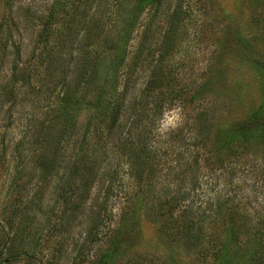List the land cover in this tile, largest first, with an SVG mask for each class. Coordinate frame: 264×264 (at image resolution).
<instances>
[{
    "label": "rangeland",
    "instance_id": "374dc122",
    "mask_svg": "<svg viewBox=\"0 0 264 264\" xmlns=\"http://www.w3.org/2000/svg\"><path fill=\"white\" fill-rule=\"evenodd\" d=\"M249 1L0 0L5 264H264Z\"/></svg>",
    "mask_w": 264,
    "mask_h": 264
},
{
    "label": "trees",
    "instance_id": "16d2710c",
    "mask_svg": "<svg viewBox=\"0 0 264 264\" xmlns=\"http://www.w3.org/2000/svg\"><path fill=\"white\" fill-rule=\"evenodd\" d=\"M161 0H137V2L141 5H146V4H149V5H155V4H158ZM252 2H256V0H252ZM249 1V6H254V3H252ZM119 5L122 7L121 3L119 2ZM177 10H175L174 12V17L176 18V16L178 15V13L176 12ZM251 13H254L251 11ZM173 21V20H172ZM170 32V31H169ZM62 96H64V94H62ZM66 98H61L59 99L60 102H63ZM264 128V126L262 127ZM261 130V129H260ZM236 132L238 131H241V135H244L246 136L247 134H245L244 130L242 128H236L235 129ZM97 227H98V223L97 225H92V226H89L86 230H87V233L85 234V236L82 238V241L83 243L85 244L86 240L88 239H93L95 237V231L97 230ZM15 233V232H13ZM12 233V234H13ZM96 234H97V231H96ZM264 238V237H263ZM1 253H4L5 255L3 257H1L0 259V264H5V262H7L9 259H10V254L11 252H1ZM101 257L98 259V261L95 262V264H111V260H110V257H111V254L110 252L108 251H103L101 253Z\"/></svg>",
    "mask_w": 264,
    "mask_h": 264
}]
</instances>
